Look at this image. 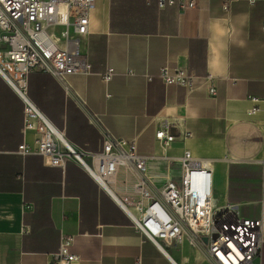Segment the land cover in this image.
Listing matches in <instances>:
<instances>
[{
  "label": "crops",
  "instance_id": "crops-1",
  "mask_svg": "<svg viewBox=\"0 0 264 264\" xmlns=\"http://www.w3.org/2000/svg\"><path fill=\"white\" fill-rule=\"evenodd\" d=\"M89 20L88 69L67 81L31 71L32 101L67 139L88 150L101 148V136L83 101L113 133L134 138L140 153L188 148L210 159L216 197L258 216L264 102L252 96L264 95V0H236L227 11L222 0H200L184 10L159 8L157 0H95ZM161 65L211 77L196 79L192 89L165 85ZM107 66L114 72L106 81ZM164 119L176 135L169 146L155 137ZM22 125L23 102L0 74V264H46L62 232L75 234V264H206L195 247H159L145 238L126 210L136 198L129 187L103 188L73 159L47 165L38 153H19L18 145L34 138ZM150 164L164 167L163 161ZM259 260L264 264V243Z\"/></svg>",
  "mask_w": 264,
  "mask_h": 264
},
{
  "label": "built area",
  "instance_id": "built-area-1",
  "mask_svg": "<svg viewBox=\"0 0 264 264\" xmlns=\"http://www.w3.org/2000/svg\"><path fill=\"white\" fill-rule=\"evenodd\" d=\"M199 1L157 0V6L175 5L184 10L196 7ZM233 1L222 0L223 9L229 10ZM94 4L95 0H0V74L23 102V133H34L33 140L20 143L17 151L38 153L47 165L63 166L73 159L101 187L110 190L117 182L124 189L129 187L136 197L134 205L126 208L133 225L159 247L163 243L195 247L206 264H261L264 191L259 215H245L239 203L216 197L210 159L195 156L188 148L171 155L140 153L134 138L113 133L83 101L90 123L101 136L100 149H85L67 139L28 96L31 71L48 72L67 81V75L88 69L85 48ZM113 72L107 66L103 79H111ZM158 76L165 85L180 84L187 89H192L196 79L211 77L196 75L185 66L167 65L159 67ZM208 93H215L213 85L208 86ZM252 99L264 102V95ZM170 127L171 122L164 119L155 132L162 146L176 138ZM159 161L164 162L163 168L150 164ZM120 169L122 176L118 177ZM74 238L75 234L62 232L57 250L46 264L77 263L80 255L71 249Z\"/></svg>",
  "mask_w": 264,
  "mask_h": 264
},
{
  "label": "water",
  "instance_id": "water-1",
  "mask_svg": "<svg viewBox=\"0 0 264 264\" xmlns=\"http://www.w3.org/2000/svg\"><path fill=\"white\" fill-rule=\"evenodd\" d=\"M170 129H171V131H172V126L170 127ZM202 239H203L204 241H206V240H207V237H206V236H202Z\"/></svg>",
  "mask_w": 264,
  "mask_h": 264
},
{
  "label": "rangeland",
  "instance_id": "rangeland-1",
  "mask_svg": "<svg viewBox=\"0 0 264 264\" xmlns=\"http://www.w3.org/2000/svg\"><path fill=\"white\" fill-rule=\"evenodd\" d=\"M197 253H198V258H199V256H200L201 254H200V252H199V251H197ZM201 256H202V255H201Z\"/></svg>",
  "mask_w": 264,
  "mask_h": 264
},
{
  "label": "bare ground",
  "instance_id": "bare-ground-1",
  "mask_svg": "<svg viewBox=\"0 0 264 264\" xmlns=\"http://www.w3.org/2000/svg\"><path fill=\"white\" fill-rule=\"evenodd\" d=\"M5 74V76L9 79V77H8V75L6 74V73H4ZM10 80V79H9Z\"/></svg>",
  "mask_w": 264,
  "mask_h": 264
}]
</instances>
